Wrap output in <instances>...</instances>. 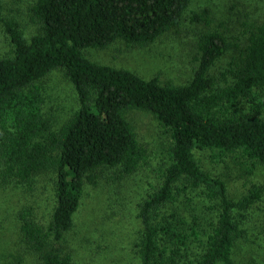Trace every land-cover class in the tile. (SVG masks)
<instances>
[{
    "label": "trees",
    "instance_id": "1",
    "mask_svg": "<svg viewBox=\"0 0 264 264\" xmlns=\"http://www.w3.org/2000/svg\"><path fill=\"white\" fill-rule=\"evenodd\" d=\"M191 1L35 0L30 12L39 31L31 35L0 7L9 52L0 54V175L27 194L18 214L26 264H84L68 234L85 197L110 180L111 192L121 194L115 200L124 201L126 184L149 165V147L130 118L135 109L152 113L168 134L138 202L139 264H250L241 249L251 236L262 238L264 217L259 225L251 209L264 199V182L234 197L227 178L207 169L198 153L264 168V17H246L235 38L208 10L193 13L190 20L202 27L187 84H165L85 54L116 41L155 42L180 24ZM228 55L221 71H211ZM55 70L75 95L62 120L48 112L41 84ZM44 174L53 192L46 220L38 217ZM1 228L0 216V237Z\"/></svg>",
    "mask_w": 264,
    "mask_h": 264
},
{
    "label": "rangeland",
    "instance_id": "2",
    "mask_svg": "<svg viewBox=\"0 0 264 264\" xmlns=\"http://www.w3.org/2000/svg\"><path fill=\"white\" fill-rule=\"evenodd\" d=\"M34 2L35 0H0L2 17L20 20L29 35L37 33L39 25L30 12V6ZM204 10L211 13L214 21L227 22L236 38L241 32V22L246 17L253 20L264 17V0H192L180 24L155 42L129 47L122 41H116L102 49L87 48L85 54L95 62L127 68L146 78L158 76L165 84H187L198 65L199 53L195 39L202 27V24L192 22L190 17L193 13ZM7 46L6 35L0 22L1 55L9 53L6 52ZM231 56L217 61L211 71H221ZM43 83H46L45 94L50 96L47 103L50 108H47L48 112L60 120L61 117L65 119L73 107L75 95L64 77V72L53 71L45 77L41 84ZM262 111L264 113V110ZM130 118L136 126L140 140L149 147V165L142 168V171L126 184L130 195L124 201L122 198L115 200V195L121 194L118 191L114 194L111 192L107 183L110 180L105 182L103 188H94L85 197L76 215V226L68 234L75 257L84 264H139V259L134 253V240L140 225L136 217L138 202L150 187V177L155 178L161 150L158 147L167 142L168 134L155 116L147 110L135 109L131 111ZM198 155L207 169L227 178L230 195L234 197L244 193L253 181L264 182V168L258 165L248 166L232 157L221 161L214 160L207 151ZM48 176L44 174L39 182L43 193L38 217L43 220L48 218L52 206V184L48 183ZM26 195L22 188L4 180L0 175V264H19L20 259L25 260L22 264H26L28 259L18 239V214ZM251 212L260 225V218L264 217V199L258 201ZM259 230L262 238L257 240L251 236L246 242L250 247L244 245L241 249L249 255L250 264H264V227L259 226ZM94 249L98 250L95 252Z\"/></svg>",
    "mask_w": 264,
    "mask_h": 264
}]
</instances>
